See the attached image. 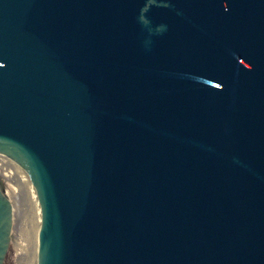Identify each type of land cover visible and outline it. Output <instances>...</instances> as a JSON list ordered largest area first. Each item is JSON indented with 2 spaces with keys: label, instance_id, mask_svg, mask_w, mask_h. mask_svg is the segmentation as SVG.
Listing matches in <instances>:
<instances>
[{
  "label": "water",
  "instance_id": "95a60500",
  "mask_svg": "<svg viewBox=\"0 0 264 264\" xmlns=\"http://www.w3.org/2000/svg\"><path fill=\"white\" fill-rule=\"evenodd\" d=\"M0 154L33 264H264V0H0Z\"/></svg>",
  "mask_w": 264,
  "mask_h": 264
},
{
  "label": "rangeland",
  "instance_id": "374dc122",
  "mask_svg": "<svg viewBox=\"0 0 264 264\" xmlns=\"http://www.w3.org/2000/svg\"><path fill=\"white\" fill-rule=\"evenodd\" d=\"M0 185L12 203V228L9 247L3 264H16L22 258L30 262L33 244V221L27 196L14 197L11 194L13 184L0 176ZM22 259V261L24 260ZM29 259V261H27ZM34 263V262H33Z\"/></svg>",
  "mask_w": 264,
  "mask_h": 264
},
{
  "label": "bare ground",
  "instance_id": "6f19581e",
  "mask_svg": "<svg viewBox=\"0 0 264 264\" xmlns=\"http://www.w3.org/2000/svg\"><path fill=\"white\" fill-rule=\"evenodd\" d=\"M0 176L4 178L6 181H9L11 184H13V190L11 191V194L14 197H23L27 196V199L30 204L31 212L33 214L32 206H33V198L31 195V183L27 176V174L20 168L18 164H16L12 159L9 157L0 154ZM33 244H32V254L30 262L27 264H33L34 262V239L36 234V224H35V217L33 221ZM22 258L16 262V264H25L26 260L24 259L22 261ZM29 261V259L27 260Z\"/></svg>",
  "mask_w": 264,
  "mask_h": 264
}]
</instances>
